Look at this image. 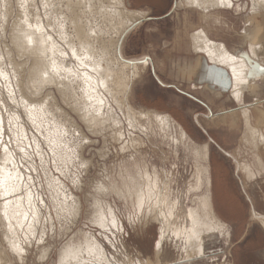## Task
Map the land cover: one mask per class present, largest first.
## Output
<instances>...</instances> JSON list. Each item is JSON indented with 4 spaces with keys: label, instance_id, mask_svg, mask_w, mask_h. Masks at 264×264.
<instances>
[{
    "label": "rangeland",
    "instance_id": "obj_1",
    "mask_svg": "<svg viewBox=\"0 0 264 264\" xmlns=\"http://www.w3.org/2000/svg\"><path fill=\"white\" fill-rule=\"evenodd\" d=\"M71 1L73 5L76 3V0H50V4L45 8V0H34L31 11L34 10L33 12L40 15L42 27L44 26V30L48 28L47 32L61 49V52L63 50L68 53L67 57H61V55L53 52L52 56L46 58V56L41 54V50L38 47L29 46L22 38L20 39L16 36L18 35L16 31H18L19 25L23 21L22 10L25 5L21 7L20 0H0V57H3L0 59V63H3L0 64V73L6 71L9 79L7 83L0 74L1 139L3 141V144L0 145L2 148L4 144L9 146L16 166L21 172H24V180H27L26 177L32 178L29 179L28 184L35 196L43 198V201H46V205H50V213L53 216V220L50 223L52 224L49 222L43 224L42 218L41 224L37 226V237L41 235L42 232L40 233V231H45L43 240L46 241L44 245L50 247L49 264L52 262L51 253L54 248L56 249L55 258L58 259L59 250L65 243L82 241L85 233L93 235L102 244L108 259H115L112 255L114 251L118 254H127L129 260L155 259L154 238L158 240L160 226L158 221L150 218V216L147 217L148 208L152 202L148 204V207L144 205L143 221L133 226L128 222V216L134 208L129 198L125 199L111 190L106 194L97 193L94 191V186L97 183H103L109 188L111 180L121 186V179L126 177V175L124 177L121 175L122 173L126 174L124 171L125 167L132 174L137 173V171L143 174L147 172L151 174L152 178L154 174H157L156 177H158L159 181L156 182V190L160 196L157 193L156 195L161 201L169 199L177 202L175 213L178 215V222L187 224L185 212L197 206L202 194V191L195 188V160L190 148L204 144L208 145L210 155V177L214 208L217 217L227 226L229 237L224 236L222 238L218 233L213 232L204 233L202 236V251H204L205 256L202 264H216L217 260L219 264H264V225L260 222L259 217L254 216L256 212L264 217V179H262L264 169L258 167L254 155L255 152L259 154L264 162V149L260 147L258 151H254L244 142L242 138L244 134L243 123L238 119L236 111L229 112V110L238 107L237 103L233 102L227 95L219 97L213 95L205 90L202 84H198L194 78L189 82L176 72L179 64L192 62L195 57L190 47L189 35L194 28L203 24L199 10H192L183 6L175 7V2L179 0H122L123 4L128 8L137 10L142 8L147 13V16L126 33L121 46V56L128 61H138L142 57H150L152 60V63H148L141 70L140 75L133 79L131 83V102L136 108L143 111L169 114L188 133L190 141L184 144H177L176 147L170 138L163 139L157 132H155L156 134L148 133V136H146L140 130L130 128L125 123L124 115L119 107L112 104L113 112H115L114 118L122 121L119 123V127H115L111 123L107 124L106 130L101 134L89 133L88 135L91 136L90 143L87 146L80 145L79 147L73 142V136L69 132V135L61 141L65 147L57 148L58 150L55 149V154L50 150L52 145L48 141L55 139L54 134L58 136V132H63L73 127L79 130L81 125H85V122L80 118L82 112L75 107H69L68 100L71 99L73 104L77 103V101L84 103L87 100L86 85L84 80L80 78V71L81 73L90 71L91 74H94L89 65L100 57L99 53L94 52L95 57L90 60L91 62L85 61L90 69L88 67L84 68L79 61L71 58L68 43L70 42L74 47L78 46L80 40L75 39V36L78 33L85 35L89 30V26L93 28L101 27L102 32H104L100 45L110 38L109 28L105 26L106 23L102 22L103 20L99 18V15L88 12L85 13L84 18L80 17L79 14L75 15L74 12L76 10L79 12L81 10L72 9V12L68 10ZM17 11L20 12L18 13ZM46 11H50V21L45 19ZM65 16L67 17L66 20L65 18L64 21L61 20V17ZM71 16L74 17L72 18ZM225 16L229 20L230 28L226 30L223 24L217 25L214 27L215 30L211 31L212 36L224 39L228 45H235L239 41L234 40L233 36L229 35L230 31L234 33L235 13H227ZM74 19H76V23ZM84 22L85 24L78 26L79 23ZM88 22L89 24H87ZM48 23L51 25L49 26L50 28ZM80 27H82V31L78 29ZM83 28L86 31L85 33ZM254 30H256L255 24L252 25V31L254 32ZM76 31L78 32L77 34H75ZM81 35L79 37H82ZM245 45L243 44L240 47L241 51L239 49V54H246ZM21 48L31 50L22 53ZM81 55H84V53H81ZM112 55L114 54L112 53ZM51 58L62 59L71 67L70 69H76L73 72L80 71L78 77L61 71V75H67L66 77H68L69 81L56 77L55 84L49 82L45 85V98L50 97L51 101L50 105L46 106L43 112L41 111L40 119H43V125L38 130L28 118L22 101L28 100L29 103H32L38 99L39 86L35 85L33 81L35 78V81H43L44 71L51 72L52 66L50 65V68H48V63L52 64ZM250 59L253 60L252 58ZM13 60L14 62H12ZM23 61L24 63H22ZM254 61L257 62L256 60ZM257 63L259 64V62ZM67 85L68 87H66ZM30 86L33 88H30ZM35 88L37 89L35 90ZM65 89H67V92ZM29 91H32L33 94ZM66 96L67 98H65ZM261 98H264V93L262 92ZM250 99L251 97L245 94L242 103H250ZM13 100L16 103H13ZM20 100L21 102H19ZM258 108L264 110V102L258 105ZM226 111L227 115H221ZM250 111L253 124L260 127L261 124L257 122L255 117V110L250 108ZM14 115L20 119H16ZM69 120L71 121L70 124L67 123ZM20 126L21 128H19ZM22 129L26 136L23 141L25 145L32 144L33 141L37 142V144L33 143L30 149H27L31 159L24 157V154L18 150V137H24L21 135L20 130ZM117 132L121 133L118 134ZM116 134L121 137L123 135V143L121 142V137L119 139ZM129 136L143 138L144 144L136 147V149L130 147L128 143L130 141ZM86 138L88 137L86 136ZM37 146L41 147L39 148V155L36 154ZM188 146L190 147L188 148ZM2 148H0V155ZM70 148L76 149L75 154L68 151ZM66 155L69 158L65 157ZM137 158L139 159L137 160ZM41 160H43V163H41ZM64 161H67V163ZM79 161H86L89 168L79 169L77 167ZM241 162L250 164L255 173L253 175L254 178L248 179L246 177L244 170H241L239 166ZM43 166L47 167V169L45 168L44 170ZM30 169L36 170L32 171ZM44 171L50 177V184L45 181ZM77 174L81 176L83 182L79 185H74L73 178ZM204 188L205 186H203V190ZM167 192L169 193L168 195H166ZM69 194L79 198L81 203L88 204V213L74 218L71 225L61 228L52 208L54 201L52 199L56 197L58 201H61L64 195L69 197ZM246 196L250 198V202L246 200ZM93 197L103 198L105 203L111 207L113 213L117 215V222L124 229L122 233L114 231L105 233L102 228L92 222V217L95 214ZM154 199L153 197L152 200ZM37 201L39 203V200ZM163 208H165L164 205ZM136 211L139 212L140 210L136 208ZM42 212L43 216H45L46 212L44 209ZM54 222L56 223L55 240H53L52 227ZM109 236L114 237V242L108 238ZM1 237L0 232V239ZM37 242V238L36 240L33 239V248L30 246L28 249L30 253L29 261L36 259L37 264H41L38 259L41 244L37 246ZM161 243L163 249L160 255L162 263L160 262V264H186L188 258H180L183 256L182 241L166 237ZM117 245H119L118 248ZM4 248L7 249L6 244ZM195 259L201 258L196 256Z\"/></svg>",
    "mask_w": 264,
    "mask_h": 264
},
{
    "label": "bare ground",
    "instance_id": "obj_2",
    "mask_svg": "<svg viewBox=\"0 0 264 264\" xmlns=\"http://www.w3.org/2000/svg\"><path fill=\"white\" fill-rule=\"evenodd\" d=\"M22 1H24V2L22 3ZM236 2L240 4L241 11L246 10L245 11L246 17L251 18L252 25L253 24L256 25V30H254V33H259L262 26H264V5H261L259 0H236ZM20 3H21V7H22V5H25V6L23 7V10H22L23 21L20 23L18 31H16V33L18 32V35H16V36L19 37L20 39L22 38L26 43H27L26 37L29 35L32 36L33 41H34L33 46L38 47V49L41 50V53L44 56H46V58L49 56H52L54 53L61 55V49H59V47L54 42V40H52L53 38L50 41L48 40V37L50 36V34L47 32L48 28L45 29L46 30L45 31L43 28L44 26L42 27V24L40 22L41 21L40 15L36 12H33L34 10L31 11V8L33 7L34 0H20ZM45 3H47V5H49L50 0H45ZM72 3L73 2L71 1V4ZM90 3H91V7L89 10V0H76V3L74 5L72 4L73 7H71V9H68V10H71V12H72V9H80L81 13L77 10L74 13H75V15L79 14V16L83 17V18L85 17L86 12H88L90 14H94V15H99V18H101V20H103L102 22L106 23V25L105 24L104 25L109 28L110 38H108V41L105 40V42H103L100 45V52H102L103 57H104L103 61L102 62L100 61V57H98L99 59H97L93 63L89 60L91 62V64L89 63L90 68L91 69H93L94 67L96 68V71H94V74H91L90 71L81 73V71L79 70L80 74H81L80 78H82L84 80V83L86 85V87L84 85L83 86L86 89V90L85 89L84 90L86 91V97H87L86 99L87 100L85 101V99L83 98L86 103L80 102L77 106H75V108L79 111H81L80 106L94 107L96 109H99L101 111L102 115H104V118L109 121L108 124L111 123L113 126L116 127V124L113 123V121L118 122V124L122 121L118 120V118L117 119L114 118L115 112H113V105H112V104H114V105L118 106L119 109L122 111V113L124 115L125 123L129 126V123L133 122L135 124L134 129L140 130V132L144 133L146 136H148V133L156 134L155 132H157V134H159L160 137H162L163 139L164 138H166V139L170 138L172 143L175 144L176 147H177V144H181V143L184 144L187 141H190L188 133L185 130H183L181 128V126L178 125L177 122L169 114L155 113V112H151V111H143L141 109L136 108L133 105V103L131 102V96H132L131 83H132L133 79L137 78L140 75L141 70L144 69L147 64H139V63H137V61H128L127 59H126L127 60L126 61L125 59H123L121 56V46L123 44L126 33L136 23H138L141 19L145 18L147 16V13L142 9L137 10V9H132V8L126 7L123 4L122 0H115V7H114V0H90ZM199 3L209 4V10L207 12H205L202 7L198 8V7H195L194 4L190 5L189 0H179L178 2H175V7H182L183 6V7L191 8L192 10H199L200 18L204 20V23L202 24V26H198V27L194 28L190 32V35H189L190 47H191L193 53L195 54L193 61L189 62V63H183L181 65L178 63L179 66H178V70L176 72L178 74H181V76L183 78H185L186 80H188L189 82H191V80L194 78V80L198 84H202L203 85L202 87L205 90L212 93L213 95H215L217 97L227 95L228 98H230L233 102L237 103L238 107L236 109L229 110V112H233V111L235 112L236 111L238 119L240 121H242L243 126H244V134H243L242 138H243L244 142H246V144H248L254 151H258L260 147H262L264 149V139H262V137H264V110H261L260 108H258V105L263 104V102H264V98H261V92H260V90H261L260 85H261V83H264V72H261L259 70V67H257L253 63L252 64L249 63V61L246 58V56H248L249 59L252 58L253 60H256L257 62H259V64L264 66V56L256 55L255 53L252 52L251 46L245 45V43H242L240 41H239V43H237L235 45H228L227 41H225L224 39H218V38H215L214 36H212L213 30H215L214 27L217 25L223 24V26H226L225 27L226 30L230 28V25L228 23L229 20L225 16V15H227V13H229V10L212 8L210 6V0H199ZM253 5L256 6V12L255 13L252 12ZM109 9H112V11H109ZM17 12L19 13L20 11H17ZM45 17H46L45 19H47V21H50V11L45 12ZM64 18L66 20L67 17L65 16ZM86 18H87V16H86ZM75 20L76 19H74V21ZM79 20H77V21H79ZM218 20H222V23H218ZM63 21H64V19H63ZM69 23H70V21H69ZM75 23H76V21H75ZM49 24L50 23H48V27L51 26ZM83 24H85V22L79 23L78 26L79 25L81 26ZM87 24H89V22ZM252 25H251V27H252ZM78 26L76 25V27H78ZM60 28L62 29V27H60ZM61 29H60V31H62ZM78 29L82 31V27H80ZM88 29L89 30L96 29L98 32H102L101 27L93 28V27L89 26ZM85 30H87V29H85ZM60 31H59V34L62 36ZM77 31L75 34L78 33ZM83 32L84 33L86 32V31H84V28H83ZM83 32H82V34H83ZM87 33L88 32H86L85 35H87ZM102 33L104 34V32H102ZM78 34L81 35V33H78ZM78 34H77V36H78ZM85 35H81V36L84 37ZM77 36H75V37H77ZM69 37H70V35H69ZM66 39H67V37H66ZM198 41H199V43H198ZM222 44H223V48H221ZM243 44L245 45L246 54H239V52L241 51L240 47ZM68 47H69L68 50L71 51V48L74 46L71 45L69 42ZM239 49H240V51H239ZM111 52L114 55H112ZM84 54L90 55V56H92V58L95 57L94 52H88V53H84ZM99 55H100V53H99ZM25 57H27V56H25ZM56 57H57V55H56ZM61 57H63V56H61ZM53 61L56 62V66L60 69H63V68H69L70 69L71 68L64 61H62V59L59 60L57 58L52 59V64L45 62V63H48V68H50V65L53 67ZM9 62H10V59H9ZM12 62H14V60ZM22 63H24V61ZM212 65H214V67L216 66L217 70L223 69L224 73H221V71H219L220 75L218 76L215 74L214 71L211 72L209 70V68H207V66H212ZM35 66L37 67V64ZM75 70H73V71H75ZM25 71H26V69H25ZM207 73L209 75H211L210 77H213V79H217L216 83L210 81V79H209V81H207L208 83H206V81H204V83L198 82V79L199 78L204 79L206 77L205 75ZM0 74L3 77V79H5V81L8 83L9 79L7 78L6 71L1 72ZM30 75H31V73H30ZM85 77H90V79H85ZM20 78H21V76H20ZM35 79H34V81H35ZM226 79H228L229 86L226 89V91H223L220 83L223 84L224 81H226ZM38 80H39V78H38ZM241 80L245 81V83H241L240 82ZM67 81H69V80L67 79ZM101 81L103 82L102 85L100 83ZM60 83H62V82H60ZM66 87H68V85ZM30 88H33V87L30 86ZM63 88H65V87L63 86ZM36 89L37 88H35V90ZM60 90H59V92H60ZM66 90L67 89H65V91ZM68 90H69V88H68ZM61 91H63V90H61ZM237 91L241 92V100L240 101H237L235 98V93ZM29 92L31 94H33L32 91H29ZM245 94L249 95L251 97L250 103H245V102L242 103L243 97ZM48 95H50V94H48ZM89 97H91V99H89ZM65 98H67V96ZM72 98H73V96H72ZM101 100H103V104H100ZM81 101H83V100L81 99ZM19 102H21V100ZM76 104L77 103H74V105H76ZM250 108L255 110V117L257 119V122H259L261 124L260 127H257L256 125L253 124L252 113L250 111ZM48 113H50V112H48ZM24 114H25V110H24ZM26 114H27L28 118L30 119V121L34 124V126L39 130L40 127H42V125H43V119L42 120L40 119L41 118L40 114H42V113H41V110H39V107H37V110L34 111L31 114V116H29L27 111H26ZM221 115H227V111L223 112ZM11 117H13V116H11ZM157 117H160V120H157ZM15 118H16V116H15ZM1 121H2V118L0 115V140H2L1 139V129H2ZM13 121H14V119H13ZM161 121H163V123H161ZM19 128H21V126ZM155 130H157V131H155ZM20 131H21V135L26 137L24 135V130L22 129ZM120 133L121 132H119L118 134H120ZM122 134H123V132H122ZM130 134H132V133H130ZM54 135H55V139H57V137H58L57 134H54ZM47 136H50V135H47ZM117 136H119V139H120L121 136L120 135H117ZM139 136H137V137L129 136L130 141L128 143H129L130 147L136 149V147L144 144L143 138H141ZM32 137H34V136H32ZM35 144H37V142ZM145 144H146V141H145ZM126 146H128V145H126ZM189 147L190 146H188V148ZM0 148H2L1 145H0ZM39 148H41V147H39ZM190 150H191V154H194V160H195V177H196V187L195 188L202 191V194L199 198L197 206L192 207L187 212H185L187 224H185V223L181 224L180 222H178V215L175 213V209L177 208V202H175V201L173 202L169 199H166L164 201H161V199H159L158 196H160V195H158V191L156 190V188H157L156 182L159 181L158 177H156L157 174L156 175L154 174L153 178H152L151 174H148L147 172H145V174H143L142 172L137 171V173L132 174L128 171L129 169L125 167L124 171L126 174H124V173L121 174L122 177H124L126 175V177L121 179V183H122L123 187H121L122 185L119 186L118 183L113 181V180H111V182H109L110 183L109 188H108V186H106L105 184L102 183L106 188H108L112 192H115L116 194L123 196L125 199L129 198V201L132 202L133 205L139 203L141 196H143L144 205H147V207H148V204H150L152 202L151 206L149 205L150 207L148 208L147 217L150 216V218H153L154 220L159 222L160 230H159L158 240H160V238H161V228H163V230H164L163 239L166 237H169V239L174 238L175 240L182 241L183 242V244H182L183 256H181L180 258H184V259L192 257L193 245H195L197 248L202 250V246H203V244H202L203 243V237L202 236L204 233L209 232V231L204 230V229H198V238L197 239H190L189 233L186 232V229H192L193 228V220L196 218H199L200 222L204 223V217L207 216L209 218V220H214L216 222L223 224L227 229L224 236L229 237V230H228L227 226L217 217V214H216V211L214 208V204H213V200H212V190H211L212 182H211V177H210V155H209L208 145L207 144L195 145V146H192L190 148ZM43 154H45V153H43ZM254 155H255V161L257 162L258 167L261 169H264V162H263L262 158L256 152ZM65 157L69 158L68 155H66ZM138 159L139 158H137V160ZM131 160H133V159H131ZM13 161H14L13 155H11V156L7 155L3 151V148H2L1 149V155H0V232H1V236H2L0 239V264H11V255L7 251V249L4 248L5 244L7 245V248H8V241L9 240L15 239L22 246H24L28 251L29 247L30 246L32 247L33 239L36 240V238H37L38 241H41L43 239V234L45 232L43 230L40 231V233L42 232L41 235L37 237V233H38L37 226L41 224L42 218L44 221L43 224L45 222L50 223L53 220V216L50 213V205L47 206L45 203L46 201H43V198H39V197L37 198L35 196V193L32 191L30 185L28 184L29 183V177H26L27 178L26 181L24 179H23V181H21L18 178H16L17 173H19L21 176L24 177V174H23L24 172H21V170H19V168L16 166V163L14 162V164H13ZM235 161H237V160H235ZM44 164H46V163H44ZM141 166H143V165H141ZM239 166H240L241 170H244L245 175L248 179H250L249 178L250 175L252 177H253V175H255L250 164H248L246 162H241V163H239ZM33 167H34V165H33ZM43 168H44V170H45V168L47 169V167H45V166H43ZM152 171H153V169H152ZM155 172H157V171L155 170ZM9 173H11V178L9 177ZM28 175H30V174H28ZM43 175H45L46 183L50 184V177H48V174L46 171H44ZM119 178H120V176H119ZM159 186H161V185H159ZM203 186H205L204 190H203ZM56 187H58V186H56ZM5 190H7V192H8V195H6V196L4 195ZM55 191H56V188H55ZM29 192H31V197H32V199H31V211H29ZM106 193H109V191L103 192V194H106ZM156 193L158 196L156 195ZM168 194L169 193L167 192L166 195H168ZM170 196H172V195H170ZM51 197H53V196H51ZM153 197L155 198L154 200H152ZM93 198H94V213L95 214L93 215L92 220H93V218H95L97 221H99L100 217L101 216H107V214L110 210L113 212L111 207L105 203L103 198H100V197H93ZM171 198H173V197H171ZM37 200H39V203ZM52 200H54L52 203V208H53V211L57 217V210L65 205V195L63 196L61 201H58L56 199V197H54V199H52ZM73 200L76 202L77 206H79L81 204L79 198L70 195L66 201V205L68 208H71ZM40 201H43V203H41ZM6 202H9L7 208H5ZM163 205L165 206V208H163ZM43 209L46 212V214H44L45 216H43V212H42ZM170 209H171L172 214L171 215H165L166 213L169 212ZM138 210H140V209L138 208ZM25 211H29V217H28L27 221H25L23 219V212H25ZM5 212H7V214H8L7 218L4 215ZM17 212L21 213V215L19 217L16 216ZM32 212H35L34 217L32 215ZM254 216L259 217V215L256 212L254 213ZM260 222L264 225V222H262L261 220H260ZM50 224H52V223H50ZM95 224H97V223H95ZM5 237H7L8 239L6 240ZM163 239H162V241H163ZM88 240H96L97 241V239L93 235L85 233V234H83V240L75 242V244L80 245L81 243H86ZM39 245L40 244L37 243V246H39ZM49 248L50 247L48 245L47 246H45L44 244L41 245L40 252L38 254L39 260H40V253L44 252L45 249H47V253L49 254V250H50ZM155 251H156L155 259L147 258L143 261L139 260L140 264H160V262H161V258H160L161 251H157L156 249H155ZM58 259H59V256H58ZM88 260H89V257L87 255L86 250H85L84 253L79 257V264H85V262ZM69 264H77V260L73 259L69 262Z\"/></svg>",
    "mask_w": 264,
    "mask_h": 264
},
{
    "label": "snow or ice",
    "instance_id": "obj_3",
    "mask_svg": "<svg viewBox=\"0 0 264 264\" xmlns=\"http://www.w3.org/2000/svg\"><path fill=\"white\" fill-rule=\"evenodd\" d=\"M261 5H264V0H259ZM189 4H194L195 7L203 8L205 12L209 10V4H201L199 3V0H189ZM45 8H47V3H45ZM210 6L212 8H219V9H227L229 10V14L235 13L234 21H235V29L234 33L232 31L229 32V35L233 36L234 40H238L242 43H245L246 45L251 46V50L256 55L264 56V26H262L259 33H254L252 31V21L250 17H246V13L241 11L240 4L236 2V0H210ZM72 5H69V9H71ZM91 7V3L89 0V10ZM114 7H115V0H114ZM109 11H112V9H109ZM252 12H256V6L253 5ZM64 17H61V20H63ZM218 23H222V20H218ZM226 27V26H225ZM103 33L98 32L96 29H91L88 31L86 37H75V39H79L80 43L78 46L71 48V58L75 59L80 62V64L87 68L88 65L85 63V61L92 60V56L84 54L81 55V53H88V52H96L100 53V61L102 62L104 57L102 52H100V40L103 38ZM27 44L29 46L34 45V41L32 36H27ZM52 38L49 36L48 40L50 41ZM46 43V42H45ZM199 43V41H198ZM221 48H223V44L221 45ZM31 49H23L21 48V52L29 51ZM42 54V53H41ZM68 53L67 51H62L61 56L67 57ZM3 57H0L2 59ZM137 63L139 64H148L152 63V60L149 58H140ZM92 71H96V68L94 67L91 69ZM61 71L69 73L71 76H79V70L76 72H73L72 69L69 68H63L60 69L56 66V62L53 61V67L51 69V72L45 71L43 73V81H33L35 85H38V99L35 102L29 103L28 100H23V104L25 107V110L28 112L29 116L37 110V107H39V110L43 111L46 106L50 105L51 98H45L44 93L46 92V88L43 87L47 85L49 82L55 84L56 83V77H59L61 80L67 79L68 77L61 75ZM85 79H90V77H85ZM241 83H245V81L241 80ZM101 85L103 82H100ZM261 92L264 93V83H261L260 85ZM11 95V94H10ZM235 98L237 101L241 100V92L237 91L235 93ZM91 99V97H89ZM13 103H16L15 100L12 101ZM79 104L77 101V104L74 105L73 101L71 99L68 100V106L69 107H75ZM100 104H103V100L100 101ZM82 115L80 118L85 122V125H81L80 129L76 128H70L68 130H65L63 132H58V139H50L49 143L52 145V148L50 149L53 154H55L56 148L65 147L61 143L63 138L67 137L69 135V132H71L73 136V142L79 147L80 145L87 146L90 143L91 136H89V133H94L96 135L101 134L106 130V125L109 123L108 120L104 118V115H102L101 111L99 109H96L94 107H85L80 106ZM16 119H19L17 116ZM157 120H160V117H157ZM11 123V121H10ZM67 123H71V121H67ZM113 123L116 124V127H119L118 122L113 121ZM163 123V121H161ZM129 127L133 128L135 127V124L133 122L129 123ZM83 133V134H82ZM86 136L88 138H86ZM24 139L26 137H18V150L20 153L24 154V157L27 159H31V156L29 155L27 149H30L32 144L29 143L25 145L23 143ZM264 139V137H262ZM121 142H124L123 136L121 137ZM34 143V141L32 142ZM0 144H3V141L0 140ZM3 151L11 156L12 153L9 150V146L4 144L3 145ZM68 151L75 154L76 149L70 148ZM37 155H39V146H37ZM7 162V161H6ZM41 163H43V160H41ZM67 163V161H65ZM14 164V161H13ZM22 166V165H21ZM77 167L79 169H88L89 165L86 161H79L77 164ZM32 171H35L36 169H30ZM9 177L11 178V173H9ZM19 180L23 181L24 177L21 176L19 173H17V177ZM250 179L254 178L250 175ZM29 179H32L29 177ZM86 179V178H85ZM262 179H264V176H262ZM83 182L81 176L77 174L73 178V184L79 185ZM94 191L97 193H103L109 191L108 188H106L102 183H97L94 186ZM4 195H8L7 190H5ZM31 192H29V211H31ZM68 197L65 196V205L57 210V220L60 223L61 228L65 227L66 225H71L74 218L79 217L81 215H85L88 213V204L81 203L79 206L76 205V202L73 200L71 208H68L66 205ZM43 203V201H40ZM9 202L5 203V208H7ZM206 203V202H205ZM143 207H144V198L141 196L139 203L134 205L133 210L131 211L130 215L128 216V222L130 225L135 226L138 223H141L144 219L143 216ZM136 208H139L140 211H136ZM29 211L23 212V219L25 221L28 220L29 217ZM171 209L168 213L165 215H171ZM5 217L7 218V212L4 213ZM21 215L20 212L16 213V216L19 217ZM33 217L35 216V212H32ZM110 218V219H109ZM262 222H264V217L260 218ZM93 223H97V226L102 228L105 233H108L109 231L114 232H120L122 233L124 231L123 227L117 222V215L113 213L111 210L108 212L107 216H101L99 221H97L95 218L92 220ZM53 240H55V233H56V223H53ZM198 229H204L209 232L218 233L222 238L224 237L227 229L226 227L214 220H209L207 216L204 217V223L200 222L199 218H196L193 220V228L192 229H186V232L189 233L190 239H197L198 238ZM11 230V229H10ZM163 228H161V238L160 240H155L154 238V247L157 251H162L163 245L161 243L163 239ZM175 234V233H174ZM110 240H113L114 237L109 236ZM7 240L8 238L5 237ZM38 244H46L45 240H41L37 242ZM119 245H117V248ZM86 250L87 255L89 257V260L85 262V264H140V261L136 260H129L127 254H118L117 252H113L112 255L115 257V259H108L105 253V248L102 246L100 242H97L96 240H88L86 243H81L80 245H77L75 243H65L63 247L59 250V259L57 260L55 258V252L56 249L54 248L51 256H52V262L51 264H69V262L73 259L77 260V264H79V257L84 253ZM7 251L11 255V264H37L36 259H32L31 262L29 261V255L30 253L27 251V249L22 246L19 242H17L15 239L8 241V248ZM196 256H199L201 259H195ZM205 256L204 251L197 248L195 245H193V253L192 257H189L186 264H202L203 257ZM123 257V258H122ZM40 261L41 264H49V254L47 253V249H45L44 252L40 253ZM216 264H219V261L217 260Z\"/></svg>",
    "mask_w": 264,
    "mask_h": 264
},
{
    "label": "water",
    "instance_id": "obj_4",
    "mask_svg": "<svg viewBox=\"0 0 264 264\" xmlns=\"http://www.w3.org/2000/svg\"><path fill=\"white\" fill-rule=\"evenodd\" d=\"M246 58H247V60L249 61V63H253L254 65H256L257 67H259V70L261 71V72H264V67L263 66H261L260 64H258L257 62H255L254 60H251V59H249V57L248 56H246ZM207 68H209V70L212 72V71H214L215 72V74L216 75H220L219 74V71H221V73H224V71H223V69H216V66L214 67V65H212V66H207ZM219 68V67H218ZM206 77L204 78V79H201V78H199L198 79V82L199 83H201V82H203L204 83V81H206V83H208L207 81H209V79H210V81H212V82H214V83H216V80L217 79H213V77H210L211 75H209L208 73L205 75ZM229 82H228V79H226V81H224V83L222 84V83H220L221 84V88H222V90L223 91H226V89L228 88V86H229V84H228ZM218 85V84H217ZM219 86V85H218Z\"/></svg>",
    "mask_w": 264,
    "mask_h": 264
},
{
    "label": "crops",
    "instance_id": "obj_5",
    "mask_svg": "<svg viewBox=\"0 0 264 264\" xmlns=\"http://www.w3.org/2000/svg\"><path fill=\"white\" fill-rule=\"evenodd\" d=\"M139 9H142V8H139ZM143 10V9H142ZM202 21V23H204V20L203 19H201ZM246 200L248 201V202H250V198H248L247 196H246Z\"/></svg>",
    "mask_w": 264,
    "mask_h": 264
},
{
    "label": "flooded vegetation",
    "instance_id": "obj_6",
    "mask_svg": "<svg viewBox=\"0 0 264 264\" xmlns=\"http://www.w3.org/2000/svg\"><path fill=\"white\" fill-rule=\"evenodd\" d=\"M258 215H259V214H258ZM259 217L261 218V217H263V216H260V215H259ZM260 220H261V219H260Z\"/></svg>",
    "mask_w": 264,
    "mask_h": 264
}]
</instances>
